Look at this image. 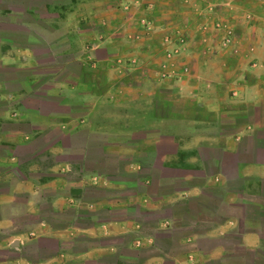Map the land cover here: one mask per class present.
Here are the masks:
<instances>
[{"label": "crops", "instance_id": "0c3cea01", "mask_svg": "<svg viewBox=\"0 0 264 264\" xmlns=\"http://www.w3.org/2000/svg\"><path fill=\"white\" fill-rule=\"evenodd\" d=\"M0 264H264V0H0Z\"/></svg>", "mask_w": 264, "mask_h": 264}, {"label": "built area", "instance_id": "2783aa9c", "mask_svg": "<svg viewBox=\"0 0 264 264\" xmlns=\"http://www.w3.org/2000/svg\"><path fill=\"white\" fill-rule=\"evenodd\" d=\"M141 22L143 23V26L146 28V29H149L151 30L152 29V25L151 23L147 20V19H142ZM228 33L226 35V37L224 38V40L222 41V45L223 46H228L230 44L233 43V29L231 27H228ZM184 40V39H183ZM180 41H182V39H180ZM179 53V50L176 49L175 51H168V56H172L173 54H177ZM168 73H163V76H166ZM140 244V242H139Z\"/></svg>", "mask_w": 264, "mask_h": 264}, {"label": "rangeland", "instance_id": "374dc122", "mask_svg": "<svg viewBox=\"0 0 264 264\" xmlns=\"http://www.w3.org/2000/svg\"><path fill=\"white\" fill-rule=\"evenodd\" d=\"M246 15H252V14H251L250 12H248V13H246ZM96 193H100V192H96V191H94V190L91 191V195H92V194H96Z\"/></svg>", "mask_w": 264, "mask_h": 264}]
</instances>
